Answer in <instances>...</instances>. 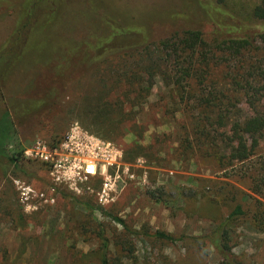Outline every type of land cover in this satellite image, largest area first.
Listing matches in <instances>:
<instances>
[{
  "label": "rangeland",
  "instance_id": "obj_1",
  "mask_svg": "<svg viewBox=\"0 0 264 264\" xmlns=\"http://www.w3.org/2000/svg\"><path fill=\"white\" fill-rule=\"evenodd\" d=\"M87 1L68 0L71 8L62 12L56 27L40 30L30 42L28 38L19 55H8L13 61L0 94V116L6 102L24 104L18 114L11 106L7 152L18 155L23 151L25 165L21 161L22 167L16 168L0 160V264H100L102 236L108 239L112 254L123 249L125 264H216L219 255L209 240L203 241L215 227L212 213L216 208L212 206L216 203L206 199V194L221 203L243 195L264 202L246 180L251 169L264 167V141L261 156L227 168L215 157L183 146L186 118L160 75L148 90L130 87L125 67L112 69L103 82L96 67L79 63L83 51L66 53L57 48L89 38L84 24L91 23L94 10L101 15L113 11L126 22L130 15L148 22L154 39L188 27L207 32L210 24L194 12L192 0ZM225 1L241 18L260 3ZM28 2L0 0V49L7 48L4 43ZM54 60L59 63L55 65ZM49 89L51 95L44 97ZM29 100L41 101L30 113ZM103 104L108 105L107 130L99 128L100 122H106L100 118ZM74 124L121 151L122 157L111 170L114 199L110 203L100 202L101 179L94 180L91 191L85 186L81 193L66 186L54 188L47 164L29 157L36 141L50 144ZM135 142L145 147V156L129 163L125 148ZM17 181L44 195L34 201L36 208L29 209V194L22 193ZM159 231L176 240L159 238ZM234 251L247 264H264V234L244 223L238 228Z\"/></svg>",
  "mask_w": 264,
  "mask_h": 264
},
{
  "label": "trees",
  "instance_id": "obj_2",
  "mask_svg": "<svg viewBox=\"0 0 264 264\" xmlns=\"http://www.w3.org/2000/svg\"><path fill=\"white\" fill-rule=\"evenodd\" d=\"M87 2L89 4L90 0ZM192 2L194 12L210 24L209 31L188 27L154 39L148 22L139 21L131 15L126 22L113 11L101 15L94 10L96 15H91V23L84 24L90 32L89 38L81 42L70 40L69 47L60 45L57 48L66 53L83 51L85 55L80 60L85 59L82 62L79 60V63L96 67L103 82L106 76L113 73L112 69L125 67L124 75L130 87L138 85L148 90L153 86L155 77L160 75L186 118V123L182 125L183 146L201 155L215 157L227 168L244 165L261 156L259 152L263 150L264 0H260L246 18L228 9L225 0ZM22 7L21 20L4 43L7 48L0 49V94L6 86L5 77L8 75L10 78L13 59L8 55L15 57V54L22 53L28 38L30 42L40 30L56 27L62 12L71 8L68 0H29ZM58 63L54 60L55 65ZM50 95L49 89L44 97ZM40 103L29 100V113ZM12 104L6 102L0 116V160L21 168V161L25 165L22 160L24 152L18 155L8 153L7 137L12 128L11 106L16 114L25 108L23 103L22 106ZM103 106L99 109L100 118L106 122H100L99 128L107 130L108 105ZM94 132L100 134L98 130ZM62 137L53 139L51 146H58ZM105 137L112 139L111 136ZM144 148L139 142L127 145L126 161L132 163L145 156L142 153ZM246 176L251 190L264 197V167L251 169ZM206 199L216 203L212 206L216 208L213 211L215 214L212 213L215 227L203 236V241L209 240L219 255L220 260L216 264H247L234 251L238 228L250 223L264 234V202L257 198L248 200L244 195L223 203L210 194H206ZM222 204L226 205V213L222 212ZM115 220L129 229L122 219ZM157 235L176 240L162 231ZM101 240L100 264H125L122 261L123 249L117 248V254H112L108 239L102 236Z\"/></svg>",
  "mask_w": 264,
  "mask_h": 264
},
{
  "label": "built area",
  "instance_id": "obj_3",
  "mask_svg": "<svg viewBox=\"0 0 264 264\" xmlns=\"http://www.w3.org/2000/svg\"><path fill=\"white\" fill-rule=\"evenodd\" d=\"M29 157L47 164L52 182L55 186H66L81 193L95 179L102 180V190L98 193L102 204L113 201L112 168L122 157L121 151L110 141H106L79 124H74L63 135L60 144L52 147L41 140L29 148ZM18 188L23 194H29V209L36 208L34 201L44 197L29 184L17 181ZM54 199L50 200L53 203Z\"/></svg>",
  "mask_w": 264,
  "mask_h": 264
}]
</instances>
